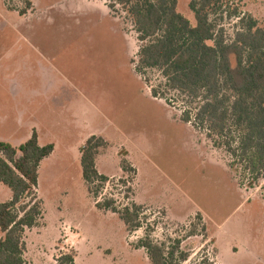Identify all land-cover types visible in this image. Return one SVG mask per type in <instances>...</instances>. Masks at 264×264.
<instances>
[{
  "label": "rangeland",
  "instance_id": "374dc122",
  "mask_svg": "<svg viewBox=\"0 0 264 264\" xmlns=\"http://www.w3.org/2000/svg\"><path fill=\"white\" fill-rule=\"evenodd\" d=\"M111 2L32 0L20 16L23 0H0V140L18 147L35 130L40 146H55L38 168L42 216L25 231L26 264H57L62 255L73 264H150L137 247L146 235L167 247L181 241L182 264H264L263 181L249 187L224 148L181 120L184 99L152 97L153 88L164 91L163 78L151 70L144 81L134 72L140 43ZM189 2L178 0L177 11L194 25ZM229 4L264 26V0ZM213 20L231 40L238 20ZM90 134L107 143L99 165L111 181L98 201L144 207L132 233L88 194L80 149ZM122 161L134 171L124 172ZM10 197L0 184V203Z\"/></svg>",
  "mask_w": 264,
  "mask_h": 264
},
{
  "label": "trees",
  "instance_id": "16d2710c",
  "mask_svg": "<svg viewBox=\"0 0 264 264\" xmlns=\"http://www.w3.org/2000/svg\"><path fill=\"white\" fill-rule=\"evenodd\" d=\"M23 3L20 16L33 4L32 0ZM177 5L178 0H113L108 8L118 12L119 6L137 34L140 47L131 60L134 72L144 81L151 70L163 78L164 91L153 88L152 97L169 104L167 92H174L184 99L187 107L181 120L204 131L215 148H224L232 159L230 168H239L249 187L262 180L264 193V26L236 8L230 10L229 0H190L194 25L177 11ZM217 15L238 20L231 40L217 30L213 20ZM106 146L100 137L86 140L80 149L82 179L95 207L116 214L132 233L142 226L143 206L132 203L120 208L113 199L98 201L100 188L111 181L99 174L95 164ZM53 151V144L39 145L35 131L18 147L0 141V184L11 192V199L0 203V264H26L25 231L36 227L42 216V203L35 195L38 168ZM121 169L134 171L125 161ZM180 245L179 240L170 247L154 243L148 235L137 243L150 264L184 263L188 254ZM56 261L73 264L74 259L62 255Z\"/></svg>",
  "mask_w": 264,
  "mask_h": 264
},
{
  "label": "crops",
  "instance_id": "0c3cea01",
  "mask_svg": "<svg viewBox=\"0 0 264 264\" xmlns=\"http://www.w3.org/2000/svg\"><path fill=\"white\" fill-rule=\"evenodd\" d=\"M35 131V130H34ZM33 131V132H34ZM32 132V133H33ZM36 132V131H35ZM36 134H37V132H36ZM32 135V134H31ZM37 136H38V138H39V135L37 134ZM91 136H96V137H100V138H102V139H104L103 137H101V136H98V135H89L87 138H86V140L89 138V137H91ZM31 137V136H30ZM85 140V141H86ZM1 141V140H0ZM4 142V141H3ZM38 143H39V140H38ZM49 144H52V143H49ZM40 145V144H39ZM47 145V144H46ZM54 145V144H53ZM44 146V145H43ZM54 151H55V146H54ZM53 151V152H54ZM102 150H100V152H101ZM100 152H99V154H100ZM98 154V156H97V158H96V161H95V164H96V169H97V171L99 172V174H101V175H104V176H106V177H108V176H110L109 174L110 173H108V172H106V171H103V170H101L100 169V165H99V159H100V155ZM81 156V155H80ZM50 157V156H49ZM47 159V158H46ZM11 199V197L9 198V200ZM8 201V200H7ZM6 202V201H5ZM206 218V217H205ZM207 219V218H206ZM208 220V219H207ZM1 233V232H0ZM1 236H2V234H1ZM217 242H218V239H217V237L215 236V238H214V244H215V248H216V250H217V252H218V255H217V257H216V259L214 258V260H217L218 262H220L219 261V250H218V248H217ZM220 264H221V262H220Z\"/></svg>",
  "mask_w": 264,
  "mask_h": 264
}]
</instances>
